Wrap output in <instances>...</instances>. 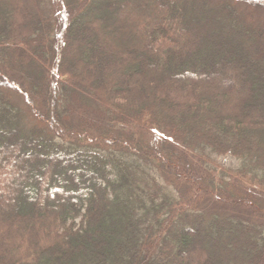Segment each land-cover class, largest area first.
Segmentation results:
<instances>
[{
  "label": "trees",
  "instance_id": "16d2710c",
  "mask_svg": "<svg viewBox=\"0 0 264 264\" xmlns=\"http://www.w3.org/2000/svg\"><path fill=\"white\" fill-rule=\"evenodd\" d=\"M0 264H264V0H0Z\"/></svg>",
  "mask_w": 264,
  "mask_h": 264
},
{
  "label": "rangeland",
  "instance_id": "374dc122",
  "mask_svg": "<svg viewBox=\"0 0 264 264\" xmlns=\"http://www.w3.org/2000/svg\"><path fill=\"white\" fill-rule=\"evenodd\" d=\"M145 5H146V7L147 8H144L145 10H148V7L150 6V4H149V2H145ZM131 35L132 34H130V36H129V39H132L131 38ZM133 40H134V38H133ZM132 40V41H133ZM131 41V42H132ZM170 45L172 46V44L170 43ZM223 71H225V70H223ZM236 75V76H235ZM234 76V78H236L235 79V81L236 82H240V79L241 78H238V76H237V74H235ZM234 81V82H235ZM238 84V83H237ZM17 101H18V103L21 105V106H23V107H25V104H24V102H22V100L21 99H16ZM214 158L218 161V163L219 164H221V165H223L224 167H226V168H234V167H237L238 165H239V160H237L236 158H233V157H230V156H223V157H218V156H214ZM16 168H19V166L18 165H16L15 163L13 164V166H12V169H16ZM28 168V169H27ZM58 168H61V167H58ZM24 169H27L31 174V176L30 177H32L33 178V173L31 172L32 171V167H28V166H26V167H24ZM26 187H28V184L27 185H25ZM26 187H22L21 188V191H22V193L20 192V197L18 198V205H21L22 203L21 202H23V199H25V196H26V190H27V188Z\"/></svg>",
  "mask_w": 264,
  "mask_h": 264
}]
</instances>
